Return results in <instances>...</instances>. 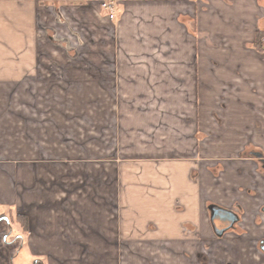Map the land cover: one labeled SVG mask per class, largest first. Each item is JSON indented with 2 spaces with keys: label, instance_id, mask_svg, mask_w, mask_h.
<instances>
[{
  "label": "crops",
  "instance_id": "obj_1",
  "mask_svg": "<svg viewBox=\"0 0 264 264\" xmlns=\"http://www.w3.org/2000/svg\"><path fill=\"white\" fill-rule=\"evenodd\" d=\"M55 1L97 48L0 0V264H264V0Z\"/></svg>",
  "mask_w": 264,
  "mask_h": 264
},
{
  "label": "rangeland",
  "instance_id": "obj_2",
  "mask_svg": "<svg viewBox=\"0 0 264 264\" xmlns=\"http://www.w3.org/2000/svg\"><path fill=\"white\" fill-rule=\"evenodd\" d=\"M56 2L55 0H41V6H42V29H41V36H42V42H43V47L44 48H50V41H51V37L55 36H59L61 38V40H59V44L58 47L59 48H65L68 47V43L67 40L64 39L63 37L65 36H69V34H67L68 31H70V33L73 35V40L72 43L75 47H86V48H97L98 47V41H99V37L94 38V40H87V36L85 34V32H83V30L81 29V24L80 23H76V22H72L70 23L68 18L70 17L68 14V10L66 9L65 6H63V8L58 7L56 10L52 9V5H54V3L52 2ZM96 3L94 4L98 9H100L102 11V13L105 16V22H104V29L103 31H106L107 33H110L111 30H113V27L111 26L110 22L112 20H114L116 18V16L112 19L110 17V11L108 9H105L102 7V4L104 2H109V1H116L117 2V11H118V3L119 0H95ZM63 2V0H62ZM55 11H57V16L59 19L54 18V16L56 15ZM118 12L115 13V15H117ZM74 15V14H73ZM76 18L78 17V14H75ZM60 21V22H59ZM12 28H14V25H11ZM16 26V25H15ZM86 29V28H85ZM89 32H93L95 33L96 36V32L97 30L95 29V27L89 29ZM101 31V30H100ZM103 35H105L104 32H101ZM101 39L105 40V36H102ZM107 41V40H106ZM44 60V59H43ZM44 62V61H43ZM102 89H98V88H93L90 90H87L84 95H88L90 101H94L96 100V97H100L101 99H104L103 96L106 94V92L108 91V93L106 94L107 96H110L111 99H113L114 93H113V89H106L105 93L104 91H101ZM123 95L126 94V92H128V95H133V88L129 89H121ZM120 91V90H118ZM121 94V93H120ZM105 106L106 110L108 111L107 113H109L110 111H112L113 109L116 111L117 109H121L123 107H127L129 109L133 108V105H126V104H113V103H105V104H97V103H89V108L90 111H94L97 110V108L95 107H102ZM95 108V109H94ZM87 111V110H86ZM111 113V112H110ZM6 236V234L4 235V237ZM18 244L15 243V248H11V256H10V261L9 264H21L22 263V258L20 256H15L17 254V246ZM10 249V248H9ZM25 264H33L31 262V260H28Z\"/></svg>",
  "mask_w": 264,
  "mask_h": 264
},
{
  "label": "built area",
  "instance_id": "obj_3",
  "mask_svg": "<svg viewBox=\"0 0 264 264\" xmlns=\"http://www.w3.org/2000/svg\"><path fill=\"white\" fill-rule=\"evenodd\" d=\"M102 7L110 11V17L112 19L116 16L115 15V13L117 12V2L116 1L104 2L102 4ZM262 49L264 50V36L262 39Z\"/></svg>",
  "mask_w": 264,
  "mask_h": 264
},
{
  "label": "water",
  "instance_id": "obj_4",
  "mask_svg": "<svg viewBox=\"0 0 264 264\" xmlns=\"http://www.w3.org/2000/svg\"><path fill=\"white\" fill-rule=\"evenodd\" d=\"M218 211H219L218 208H215V209H214V212H215V213H217ZM224 217H226L227 219H229V220H231V221H233V220L235 219L234 215H233L231 212H228V211H226V214H225Z\"/></svg>",
  "mask_w": 264,
  "mask_h": 264
},
{
  "label": "trees",
  "instance_id": "obj_5",
  "mask_svg": "<svg viewBox=\"0 0 264 264\" xmlns=\"http://www.w3.org/2000/svg\"><path fill=\"white\" fill-rule=\"evenodd\" d=\"M263 35H264V34H263ZM262 37H263V36H260L259 38L262 39ZM260 39H259V40H260ZM259 42H260V41H259ZM258 47H259V48H262V44H261V42H260V44L258 45ZM19 219H20L21 222L24 224V217L20 216ZM215 219H216V217L214 216V217H213V221H214ZM217 229H218L219 231L222 230V228H220V227H219V228L217 227Z\"/></svg>",
  "mask_w": 264,
  "mask_h": 264
}]
</instances>
